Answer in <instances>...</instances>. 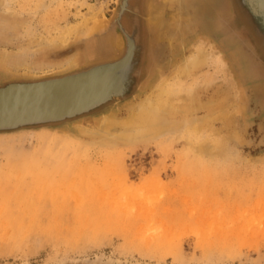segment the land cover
I'll use <instances>...</instances> for the list:
<instances>
[{
  "label": "rangeland",
  "instance_id": "rangeland-1",
  "mask_svg": "<svg viewBox=\"0 0 264 264\" xmlns=\"http://www.w3.org/2000/svg\"><path fill=\"white\" fill-rule=\"evenodd\" d=\"M203 1L218 26L194 16L196 0H161L133 69L113 61L122 0H0V60L26 61L0 62V87L70 74L117 90L74 117L0 129V264H264V44L241 0H227V16ZM65 58L74 66L58 71ZM143 99L148 114L133 109ZM149 113L171 130L148 135Z\"/></svg>",
  "mask_w": 264,
  "mask_h": 264
},
{
  "label": "bare ground",
  "instance_id": "bare-ground-1",
  "mask_svg": "<svg viewBox=\"0 0 264 264\" xmlns=\"http://www.w3.org/2000/svg\"><path fill=\"white\" fill-rule=\"evenodd\" d=\"M168 1H173V0H166V2ZM174 1H178V0H174ZM257 1L260 11L262 12V15H264V0H257ZM10 2L11 0H6L5 4L9 5ZM206 5H207V1H206ZM161 9L162 7L159 8L158 12L163 11ZM97 20L93 22L92 24L93 26L92 25L88 26V28L85 27V29L81 31V34L83 33L87 34L86 32L89 30L93 31L94 29L91 28L97 25L96 23ZM104 39L107 40V44L109 46L115 45V42L117 40L115 36L113 37L111 35L107 36ZM105 40L102 41L106 43ZM65 59L66 60H64L63 63L61 62V64L59 65L60 68L57 67L58 71L67 70L74 66L73 65L75 62L74 59L72 58H65ZM145 59H147V56ZM0 62L2 64L7 62V65L9 67H14V68L18 67L19 65L26 64L24 58H20V59L15 58V60L13 59V61H10V58L6 59L4 57L2 60H0ZM180 68L182 70L186 69L187 68L186 63H184ZM28 71L33 75L34 74L33 71H35V69L28 68ZM19 83L10 85L7 89L0 91V124L2 125L8 123H15L21 120L23 121L24 119H34L37 117H52L56 115H62L68 112L73 114L77 111H82L84 109H87L89 105L95 103L97 99L107 96L113 91L112 88H110L106 84L103 77L94 76V75L63 77L62 79H57L50 82H39V83L19 82ZM22 98L29 99L28 101L29 103L23 101ZM150 104H151V100L143 99V101L137 102L135 105H133L134 106L133 109L134 110L137 109L138 111L143 110L146 109V107H149ZM149 108L146 110L145 112L146 114H148L147 113L148 110L149 111L152 110L151 108L150 109ZM146 117L147 118L145 119V121L147 123L152 124L154 127L157 126V129L160 130V131L156 130L157 132L156 134L152 133L154 131L148 134V135H152V137L157 136L158 134H162L166 131H169L172 128V126H170L171 124L169 125L167 119L164 118L163 116H160L158 114H151V115H147ZM142 120L143 119L141 118V121ZM111 121H112L111 117L108 118L106 117V123L110 124ZM100 130L103 132H107L105 127H100ZM122 137L128 138L126 136H122ZM131 138H134V136H130L129 139Z\"/></svg>",
  "mask_w": 264,
  "mask_h": 264
},
{
  "label": "flooded vegetation",
  "instance_id": "flooded-vegetation-1",
  "mask_svg": "<svg viewBox=\"0 0 264 264\" xmlns=\"http://www.w3.org/2000/svg\"><path fill=\"white\" fill-rule=\"evenodd\" d=\"M223 2V4H227V0H220ZM232 0V4H233ZM242 3L245 6L246 11L250 14V16H252L255 20V24L257 27H255V34L257 36L260 37V42L264 44V17L262 15V12L260 11V8L258 6V1L257 0H241ZM146 2L147 0H122V4L124 5V7H121L119 12H118V20H117V25L118 27L121 29V31L124 33L125 38H126V44L124 47V50L122 52V55L116 59L113 60L117 63H121L124 61V59L126 58L125 61H127V66H132L133 69L138 67V64L140 62V54L144 53V55L147 54L148 50H149V39H151V42H154V32H149L146 29V25H145V21H144V14H145V10H146ZM123 20L126 24V22L130 25L129 27H127L129 29L130 32V28H131V32L129 33L127 31V29H125L124 25H123ZM229 24L232 25V30H237L235 27H241L242 25L237 23V18L234 16V18L229 20ZM235 26V27H234ZM245 29H248L247 26H244ZM132 29H134V31L138 32V36L141 38V41H138V45H137V49L135 50V55L138 57L137 62H131L130 58H131V54L133 52V48H135V39L134 37L131 35L132 34ZM135 36V35H134ZM149 37V38H148ZM249 41L250 44L252 46L257 45V41L255 40V38H252L250 35H248V37H246ZM132 45V50L129 51V46ZM256 48V46H255ZM250 54V52H249ZM248 54V57L250 58V63L251 65H256L257 62H261V65L264 66V59L259 58L257 62L255 60L252 59V56ZM252 54V53H251ZM260 55H262L261 53H259ZM134 55V52L133 54ZM263 56V55H262ZM130 62V63H129ZM261 65H256V66H260ZM126 66V67H127ZM262 68V67H261ZM123 69H121L120 71H118L116 74H119L120 72H122Z\"/></svg>",
  "mask_w": 264,
  "mask_h": 264
},
{
  "label": "crops",
  "instance_id": "crops-1",
  "mask_svg": "<svg viewBox=\"0 0 264 264\" xmlns=\"http://www.w3.org/2000/svg\"><path fill=\"white\" fill-rule=\"evenodd\" d=\"M161 0H147L146 2V10H145V14H144V21H145V25H146V29L151 33L155 30V32H157V29L160 28V25L162 24L160 22L161 18H157L161 16V14L163 13V11L158 12L157 11V15L156 17L154 16V10H155V6H158V3L160 4ZM185 0H179V5L181 6V8H188V3L185 4L184 2ZM196 5L195 8H193L192 10H194V16H198L199 11H207L211 16H212V24L213 26H218L219 24V14L218 11L216 10V8L214 10L209 9V7L207 6L209 3L207 2L206 5V1L203 0H196ZM258 3V2H257ZM225 5V4H224ZM157 9V8H156ZM162 10V9H161ZM227 13V4L225 5V14ZM227 16V14H226ZM264 17V15H263ZM163 18V17H162ZM164 19H166V17L164 16ZM196 20L195 18L192 20L194 21ZM154 32V35H156ZM151 47V46H150Z\"/></svg>",
  "mask_w": 264,
  "mask_h": 264
},
{
  "label": "water",
  "instance_id": "water-1",
  "mask_svg": "<svg viewBox=\"0 0 264 264\" xmlns=\"http://www.w3.org/2000/svg\"><path fill=\"white\" fill-rule=\"evenodd\" d=\"M121 7H122V4H121ZM212 9L214 10L215 7H213ZM211 18H212V16H211ZM211 25H213L212 22H211ZM95 67H101V66H95ZM95 67H92V68H95ZM92 68H90V69H92ZM90 69H88V70H90ZM77 73H79V72H77ZM72 74H75V73H72ZM67 75H70V74H67ZM67 75H64V76H67ZM151 75L152 74H149L148 76H146L143 79V81L144 80L145 81L149 80L152 77ZM64 76H61V77H64ZM61 77H56L54 79L55 80L58 79V78L62 79ZM47 79H49V78H47ZM50 79H53V78H50ZM41 80H46V79H40V80H36V81H41ZM24 82H26V81H24ZM18 83L19 82H10V83L6 84L5 86L0 87V91L7 89L10 85L18 84ZM116 91L117 90H113L109 95L97 99L95 101V103H92L91 105H89V107L87 109H84L82 111H77V112H75L73 114L68 112V113H64L62 115H56V116H52V117H37V118H34V119H24L23 121L21 120V121L15 122V123H8V124H3V125L0 124V129H2V128H14V127H18V126H23V125H28V124H35V123H43V122L49 121V120L56 121V120H60V119H63L65 117H71V116L74 117L76 115H79V114H81L83 112H86V111L90 110L91 108H93L94 106L100 104L101 102H104L106 99L111 97ZM22 100L27 102V103H29L28 102L29 99H27V98H22ZM110 108H114V106H112ZM68 114H70V115H68Z\"/></svg>",
  "mask_w": 264,
  "mask_h": 264
}]
</instances>
